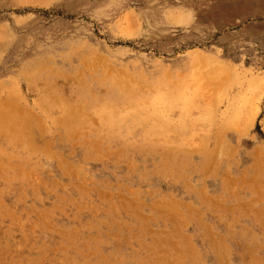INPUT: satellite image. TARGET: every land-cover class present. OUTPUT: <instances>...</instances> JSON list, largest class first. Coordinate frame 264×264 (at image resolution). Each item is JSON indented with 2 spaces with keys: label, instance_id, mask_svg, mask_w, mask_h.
I'll return each instance as SVG.
<instances>
[{
  "label": "rangeland",
  "instance_id": "374dc122",
  "mask_svg": "<svg viewBox=\"0 0 264 264\" xmlns=\"http://www.w3.org/2000/svg\"><path fill=\"white\" fill-rule=\"evenodd\" d=\"M0 264H264V0H0Z\"/></svg>",
  "mask_w": 264,
  "mask_h": 264
},
{
  "label": "bare ground",
  "instance_id": "6f19581e",
  "mask_svg": "<svg viewBox=\"0 0 264 264\" xmlns=\"http://www.w3.org/2000/svg\"><path fill=\"white\" fill-rule=\"evenodd\" d=\"M117 85H118V86H122V83L119 82V83H117ZM118 95H120V94L118 93ZM126 95H127V94H126ZM120 97H121V96H120ZM181 106H182V105H181ZM162 107H163V105H162ZM166 110H167V109H166ZM173 110H174V109H173ZM176 110H177V109H176ZM180 112H181V111H180ZM177 116H178V115H177ZM180 118H181V117H180ZM107 120H108V121H109V120L111 121V118L108 117ZM178 121H179V120H178ZM178 121H177V122H178ZM184 121H185V120H184ZM175 122H176V121H175ZM178 123H179V122H178ZM176 125H177V124H176ZM186 242H187V241H186Z\"/></svg>",
  "mask_w": 264,
  "mask_h": 264
}]
</instances>
